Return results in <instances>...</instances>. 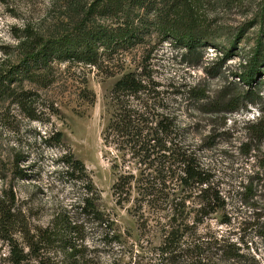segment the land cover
<instances>
[{"label":"trees","instance_id":"trees-1","mask_svg":"<svg viewBox=\"0 0 264 264\" xmlns=\"http://www.w3.org/2000/svg\"><path fill=\"white\" fill-rule=\"evenodd\" d=\"M217 1L229 4L237 0ZM208 3L213 4V0H68L71 17L58 34L46 36L25 26L12 55L0 62V104L7 120L16 118L12 113L16 109L27 119L50 126L39 138L57 151V168L51 177L66 178L77 193L66 204H58L47 224L34 223L31 209L19 203L13 185L16 178L29 177V166L24 165L29 158L25 152L15 151L8 158L11 176L8 170L0 174L4 181L0 188V239L8 248L5 264H119L123 240L114 221L97 206L100 192L85 163L75 157L57 129L54 116L59 109L48 91L68 84L71 77L64 75L74 68H96L113 76L123 70L127 56L156 39L169 40L190 53L214 45L223 30L210 18ZM255 19L261 25L260 34L245 65L235 73L244 86H225L214 99L200 85L191 89L189 98L196 100L205 113L232 114L257 102L255 87L264 74V1ZM240 35L229 41L226 57L231 56ZM148 59L142 54L141 69L122 74L114 83L110 93L113 110L103 134L106 145L154 170L152 180L137 185V212H142L144 202L152 206L159 200L171 202L170 230L157 253L140 257L135 264H264L224 234L199 233L206 219L227 208L228 198L213 184L209 169L183 148L178 115L170 108ZM79 80L78 97L93 105L96 96L86 86V76ZM11 124L6 121V125ZM252 126L257 137L264 135V116ZM119 167L118 163L112 164L114 170ZM177 169L181 176H177ZM175 178L184 187L194 189L196 208L191 226L179 212V207L187 206L189 197L176 202L170 196H160L166 181ZM134 182L138 180L133 172H118L112 186L118 206L129 202ZM254 187L253 182L245 187L241 202L255 207L253 214L259 221L263 219L257 224L264 240V208L256 206ZM226 214L224 222L230 223ZM189 227L194 228L190 235Z\"/></svg>","mask_w":264,"mask_h":264},{"label":"rangeland","instance_id":"rangeland-1","mask_svg":"<svg viewBox=\"0 0 264 264\" xmlns=\"http://www.w3.org/2000/svg\"><path fill=\"white\" fill-rule=\"evenodd\" d=\"M263 1L237 0L223 4L213 0V4L208 3L210 18L223 33L214 45L200 52L190 53L169 40L156 39L127 56L123 70L113 76L96 68H74L69 75H64L71 77L68 84L57 85L48 91L47 95L55 100L59 109V114L54 116L57 129L62 131L63 139L75 157L85 163L100 192L97 206L114 221L116 232L123 240L119 264H135L140 257L155 255L166 231L170 230V201L165 204L159 200L155 206L144 202L142 212H137L136 200L140 198L137 185L152 180L153 168L139 164L130 155L124 156L103 140L113 110L110 102L112 87L122 74L141 69L142 54L149 56V67L165 90L170 108L178 115L183 148L209 169L213 184L228 198L227 208L206 219L199 226V233L224 234L264 262V240L258 234L260 225L257 224L263 219L259 221L253 214L255 207L241 202L245 187L253 182L256 206L259 210L264 208V135L257 137L252 126L264 116V74L256 83L257 102L242 106L232 114L205 113L196 100L189 98L191 89L198 85L206 89L211 99L225 86H244L235 73L245 65L260 34L261 25L255 15ZM70 11L68 0H0V62L12 55L17 37L25 26L30 25L46 36L58 34L70 19ZM239 33L242 35L231 56L226 57L225 52L231 47L229 41ZM84 75L86 86L96 96L93 105L77 95L81 83L76 79L80 81ZM4 109L0 104V174L8 170L11 176L8 158L15 151L25 152L29 159L24 165L29 166L26 171L29 177L16 178L13 185L19 203L31 209L34 223L47 224L59 208L58 204H66L77 191L66 178L51 177L57 168L54 164L57 151L42 144L39 138V134H45L50 126L29 120L16 109L12 110L16 118L7 120ZM6 121L13 124L6 125ZM114 163L119 164L118 170L112 168ZM123 170L133 172L138 183H133L129 202L120 207L112 186L118 172ZM177 172V176H181L178 169ZM177 179L166 181L160 196H170L176 202L189 197L187 206L179 207V212L191 226L196 208L194 189L184 187ZM3 185L0 178V188ZM225 212L230 223L224 222ZM192 231L194 228L189 227L187 234ZM7 254V245L0 239V264L6 263L4 256Z\"/></svg>","mask_w":264,"mask_h":264}]
</instances>
